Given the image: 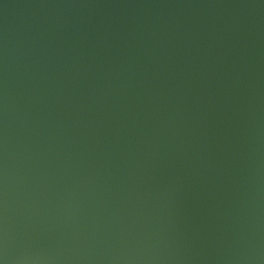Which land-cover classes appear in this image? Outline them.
I'll use <instances>...</instances> for the list:
<instances>
[{"label":"water","instance_id":"water-1","mask_svg":"<svg viewBox=\"0 0 264 264\" xmlns=\"http://www.w3.org/2000/svg\"><path fill=\"white\" fill-rule=\"evenodd\" d=\"M0 264H264V0H0Z\"/></svg>","mask_w":264,"mask_h":264}]
</instances>
